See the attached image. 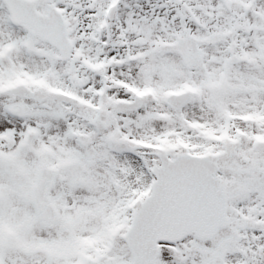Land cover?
Returning a JSON list of instances; mask_svg holds the SVG:
<instances>
[{"label":"snow or ice","instance_id":"snow-or-ice-1","mask_svg":"<svg viewBox=\"0 0 264 264\" xmlns=\"http://www.w3.org/2000/svg\"><path fill=\"white\" fill-rule=\"evenodd\" d=\"M0 264H264V0H0Z\"/></svg>","mask_w":264,"mask_h":264}]
</instances>
